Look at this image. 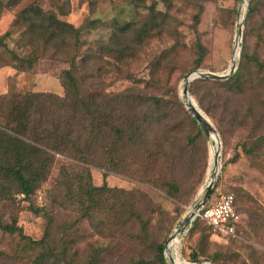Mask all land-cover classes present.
<instances>
[{"label":"rangeland","instance_id":"rangeland-1","mask_svg":"<svg viewBox=\"0 0 264 264\" xmlns=\"http://www.w3.org/2000/svg\"><path fill=\"white\" fill-rule=\"evenodd\" d=\"M1 1L0 39L7 31L10 35L0 46V96L9 98L31 91L66 96L63 71L70 68L72 58L98 55L101 46L110 42L115 25L131 21L128 43L132 52H125V61L115 59L116 51L114 58L105 52L99 62L81 65V74H92L88 83L108 92L134 87L144 94L160 96L166 118L153 128L149 145L131 157L128 165L90 164L93 183L106 187L97 195L98 204L88 218H82L81 205L67 197L70 187L61 175L62 165L70 170L81 169L69 154L55 155L51 169L34 181L30 200H22L19 183L7 179L0 170L2 223L20 227L25 235L40 240L50 222L47 247L58 244L61 238L70 239L66 260L59 261L54 256L39 260L47 251L45 246L0 227V264H161L157 245H166L175 234L202 197L216 167L218 176L210 200L214 202L229 192L235 194L241 216L237 233H218L206 221L193 220L180 235V258L183 262H205L201 264H264V139L262 149L253 155L242 148L243 142L249 145L264 137L263 74L259 75L249 64L240 91H231L228 85H205L208 97L201 94L207 97L206 101L216 97L225 107L219 104L220 110L228 113L224 124L201 107L189 86L192 97L219 134V151L212 135L200 131L196 118L193 122L194 116L181 95L184 78L191 71L225 73L232 62L237 68L247 40L250 52L264 60L259 31L255 29L247 37L251 0ZM30 4H38L75 27H83L79 34L81 48L73 46L55 55V48L42 45L33 66H23L15 60L13 53L36 59L31 41L23 35L25 24L16 22ZM150 19L151 28L142 41L133 42L137 30ZM219 122L226 130L224 140L217 127ZM237 152L240 154L234 159ZM217 159L219 164L215 166ZM171 184L178 189L169 190ZM36 207L44 210L36 212ZM137 217L147 223L146 229ZM68 224L69 230H62ZM194 253L199 261L193 260ZM171 256L176 262L173 252Z\"/></svg>","mask_w":264,"mask_h":264},{"label":"trees","instance_id":"trees-1","mask_svg":"<svg viewBox=\"0 0 264 264\" xmlns=\"http://www.w3.org/2000/svg\"><path fill=\"white\" fill-rule=\"evenodd\" d=\"M20 1L15 0L14 2ZM162 1L169 3L172 0ZM1 4L0 0V6ZM154 10L155 5L152 6L151 12L154 13ZM155 19L153 18V22ZM150 20L137 30L136 39L133 37V42L140 43L142 41L144 33H147L151 28L149 24L152 19ZM16 22L25 24L26 29L23 35L31 41L30 44L35 50L33 56L36 59L21 57L17 53H13L14 59L21 62L23 66L27 63L33 66L34 62L38 60L42 45L45 48H55V55L63 53L73 46L81 48L79 34L82 33L83 27H75L72 23L58 18L54 12L45 11L38 4H30L24 8ZM247 25L249 27L247 37L257 29L259 31L258 42L263 45L264 0L250 1ZM131 26V21L122 26L115 25L110 42L101 46L99 51L97 50L98 55L87 56L84 54L72 58L70 68L63 71L62 84L67 90L66 96L60 97L51 93L32 91L25 95H13L9 98L4 95L0 96V170L3 171L7 179H14L19 183L23 193L22 200H30V195L34 190V181L45 174L47 169H51L57 153L69 154L78 162L74 163L81 169L70 170L67 165H62L61 175L66 177L65 184L70 187L67 197L81 205L82 218L91 217L96 204H98L97 195L105 190L106 184L98 186L93 183L90 164L109 163L111 167L113 165H118V167L124 164L128 165L131 157L149 145L153 128L165 121L166 107L160 96L144 94L134 87H128L119 92H108L88 83L92 74H81V65L86 67L91 61L99 62V59H103L105 52L114 58L116 51L118 57L115 59L118 62L125 61L127 56V54L124 56L125 52L128 49L132 52V45L128 43V32ZM9 35V31L4 33L0 39V46L5 44L4 39ZM247 42L248 40L241 51L242 59L238 63V67L225 81L197 78L190 84L191 93L199 99L201 107L206 112L218 116L219 121H223L228 113L225 111L226 109L220 110L222 105L216 100V97H211V100L206 101L208 97L206 86L210 88L213 85H228L231 87L229 89L231 91L242 90L246 82L245 71L249 64L257 69L259 75L263 74L260 78L264 80V60L257 53L250 52ZM199 47L203 55L202 46ZM78 58L80 60H77ZM199 67L200 65H197L195 68ZM201 92L206 93L207 97ZM145 105L149 107H145ZM182 105L185 106V104ZM192 120L194 123L196 122L195 116ZM201 127L200 131L203 132L204 129ZM217 127L224 140L226 130L222 127V122H219ZM263 139L264 137L256 138L249 145L246 141L243 142V151L253 155L257 150L262 149ZM191 140L193 141L194 138ZM239 154L240 152H237L234 159L238 158ZM168 187L169 190L178 189L176 184L168 185ZM34 209L38 212L44 210V207ZM136 220L142 222L143 228L146 229V222L142 221L140 217H137ZM199 220L202 219L196 217L194 222ZM77 222L75 220V224ZM0 227L9 233L19 232L24 239L45 246L47 251L41 255L39 260L52 256L59 261L67 259L70 239L61 238L58 240V244L47 247L51 239L50 222L44 237L40 240H33L25 235L20 227L4 224L1 220ZM70 227L68 224L62 230L68 231ZM180 242L181 239L178 236L177 241L172 242L171 250L175 259L183 262L178 250ZM157 251L161 264H171L165 255V243L158 244ZM192 257L194 261H199L196 253Z\"/></svg>","mask_w":264,"mask_h":264},{"label":"water","instance_id":"water-1","mask_svg":"<svg viewBox=\"0 0 264 264\" xmlns=\"http://www.w3.org/2000/svg\"><path fill=\"white\" fill-rule=\"evenodd\" d=\"M237 46L239 47L240 44L238 43ZM238 54H239V51H238ZM235 69H236L235 62H232L228 71L225 73H216V72L207 71V70H195V71L189 72L185 76L184 82H183V90H182L181 95H183V98L187 104V107L189 108L190 112L195 116V118L199 121L200 125L203 127L206 134L212 135V137L214 135L213 138L215 140L216 150L218 151L221 148V139L219 137V134L217 133L214 125H212L210 119L205 115L204 112L201 111L202 109L200 108L201 109L200 110L198 108L199 107L198 104L196 103V101L194 100V98L192 97L190 93L189 86H190V82L197 78L212 79V80H225L234 72ZM185 99H187V101ZM218 164L219 162L217 159V162L214 163V165L217 166ZM217 176H218V168L216 167V170L213 173V177L210 180L208 186H206V189L202 197L196 202L194 207L190 210L189 214L183 219L180 226L177 228L175 234L172 235L170 239L168 240V243L173 238V236L182 235L188 229L189 225L195 219L199 209H201L204 203L210 198L211 191L214 188L213 186H215V182L217 181ZM167 244L165 245V254L171 264H190L189 262L177 263L172 258H170L167 254ZM208 262H210L211 264H214L212 261H208ZM199 263L200 262H193L192 264H199Z\"/></svg>","mask_w":264,"mask_h":264},{"label":"built area","instance_id":"built-area-1","mask_svg":"<svg viewBox=\"0 0 264 264\" xmlns=\"http://www.w3.org/2000/svg\"><path fill=\"white\" fill-rule=\"evenodd\" d=\"M196 217L206 221L214 231L225 235H236L238 224L241 222L236 196L232 192L222 194L214 202L209 198Z\"/></svg>","mask_w":264,"mask_h":264},{"label":"bare ground","instance_id":"bare-ground-1","mask_svg":"<svg viewBox=\"0 0 264 264\" xmlns=\"http://www.w3.org/2000/svg\"><path fill=\"white\" fill-rule=\"evenodd\" d=\"M186 101H187V99H185ZM199 109H200V107H198ZM201 110V109H200ZM202 111V110H201ZM203 112V111H202ZM213 137H214V135H213ZM218 162H219V159H218ZM180 237V235H175V236H173V238L169 241V243L167 244V254H168V256L170 257V258H172V256H171V253H172V242L173 241H177V237ZM173 259V258H172ZM177 263H182V262H180V261H176ZM186 262H189V261H185V263ZM184 263V262H183ZM190 264H192L193 262H189ZM201 263H205V262H200L199 264H201Z\"/></svg>","mask_w":264,"mask_h":264}]
</instances>
